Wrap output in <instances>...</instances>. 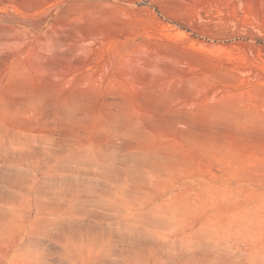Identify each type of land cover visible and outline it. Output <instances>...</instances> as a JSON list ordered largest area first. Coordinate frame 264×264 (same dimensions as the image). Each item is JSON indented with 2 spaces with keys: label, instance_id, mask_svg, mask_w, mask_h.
<instances>
[{
  "label": "rangeland",
  "instance_id": "obj_1",
  "mask_svg": "<svg viewBox=\"0 0 264 264\" xmlns=\"http://www.w3.org/2000/svg\"><path fill=\"white\" fill-rule=\"evenodd\" d=\"M0 264H264V0H0Z\"/></svg>",
  "mask_w": 264,
  "mask_h": 264
}]
</instances>
